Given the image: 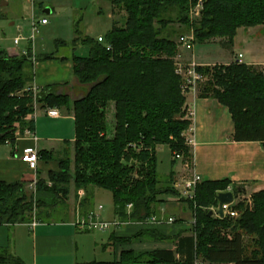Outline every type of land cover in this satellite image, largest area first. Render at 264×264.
<instances>
[{
    "label": "trees",
    "instance_id": "1",
    "mask_svg": "<svg viewBox=\"0 0 264 264\" xmlns=\"http://www.w3.org/2000/svg\"><path fill=\"white\" fill-rule=\"evenodd\" d=\"M107 1L123 15L113 20L103 42L86 35L78 19L74 21L72 53L60 56L58 44L66 42L57 40L55 51L42 57L69 58L74 84L85 90L72 99L68 93L40 88L42 94L37 97L40 107L72 111L73 157L59 161L61 170L48 174V185L37 178L35 195L26 193L23 181L0 180V224L29 222L34 202L39 208L45 196L63 197L71 181L76 190L95 187L109 191L121 221L157 216L154 207L168 195L177 194L174 153L184 160L191 158L183 136L190 126L184 108L189 91L184 89V77L175 61L178 36L192 30L195 43L226 38L232 44L238 28L264 24V0H201L200 17L192 22L189 7L198 0ZM78 47L85 54H77ZM33 64L26 56L0 51V143L7 138L15 143L16 124L21 136L33 129L32 122L25 120L33 112L32 93H17L33 81ZM195 71L207 76L199 84V95L228 108L234 140L260 141L264 147V70L234 61L197 65ZM110 103L113 126L108 128L106 108ZM161 144L172 155L170 171L164 176L157 171L155 154ZM38 152L43 160L53 156L47 150ZM229 184L228 179L203 180L196 185L193 199H187L196 221L194 237L181 238L184 247L175 249L184 259H176L175 252L167 249L127 251L119 264H194L199 257L210 264H264V188L250 194L251 206L243 202L233 205L237 217L209 215L208 207L217 204V193ZM232 190L242 193L238 186ZM36 215L38 218V211ZM5 251L7 248L0 250V261H18Z\"/></svg>",
    "mask_w": 264,
    "mask_h": 264
},
{
    "label": "crops",
    "instance_id": "2",
    "mask_svg": "<svg viewBox=\"0 0 264 264\" xmlns=\"http://www.w3.org/2000/svg\"><path fill=\"white\" fill-rule=\"evenodd\" d=\"M39 1H35V8L38 6L43 8L44 13H49L50 10L43 7L44 2ZM14 2L17 4L14 5ZM94 2L96 8L90 14L82 13L80 23L86 35L96 38L98 35H104L111 28L113 20L116 19V13L115 8L107 0H94ZM35 8L31 7L30 10L38 14ZM27 15L25 0L0 1L1 19L20 20ZM3 35L5 36L4 33ZM1 38L4 40L2 36ZM18 45L0 46V51L8 55H19ZM27 50L33 52L31 47ZM54 50H45L43 46L37 48L36 54L33 52L36 61L33 64L34 79L31 84L47 92L68 93L72 99L81 97L85 94V90L74 84L71 60L69 58H42ZM71 53L70 51L67 54ZM194 57L196 66L231 62L230 60L198 59L195 54ZM183 58L185 65L192 61L190 52L187 50L183 51ZM252 60L246 62L239 60V63L250 65ZM258 61H264V59ZM198 84L199 81L196 83L195 90L185 95L184 108L190 126L184 134L188 141H193L190 144L191 158L187 168L180 160H177L174 168V183L197 174L203 180L228 179L232 188L233 186L241 187L242 194L247 196L263 189L264 147L262 143L234 140V125L228 108L211 97L200 96ZM45 110L46 108L40 107L26 116L25 120L32 122L33 129L24 131L21 138L16 141L15 150L11 146V157L0 158V180L7 182L21 180L24 182L26 193H30L28 185L30 177L35 174L38 179L45 181L48 185L50 182L48 174L61 170L59 161L66 156L73 157L75 128L72 111L58 108L60 115L49 117L45 114ZM34 145L38 151L47 150L53 155L48 160L39 159L35 171L20 160L23 148ZM6 146L10 148L9 145ZM70 166L72 168L73 164L71 163ZM97 194L98 189L95 187L76 190L71 181L68 184L66 195L61 198H57V195H49V198L45 196L39 206V209L47 210L48 213L55 212L56 218L50 221L39 218V224L34 229L29 227L28 222L0 224V250L7 248L8 254L18 259L17 262L0 261V264H92L94 262L119 264L123 252L137 253L154 249L171 250L175 252L176 259H184V255L176 252L175 249L178 245L181 248L184 247V241L179 242L181 238L194 237V230L189 224L192 220L193 208L187 199L169 200L167 198L170 195H168L159 202L154 207L153 215L163 217L164 221L158 224L142 226L137 224L138 221H132L133 223L108 231H83L76 228L74 222L77 210L80 214L94 210ZM108 208L110 209L108 211L104 210V207L99 211L109 212L110 219H121L114 213L112 206ZM169 217H174L175 221L168 223L167 218ZM136 235L141 236L134 238ZM194 264L210 263L199 257Z\"/></svg>",
    "mask_w": 264,
    "mask_h": 264
},
{
    "label": "rangeland",
    "instance_id": "3",
    "mask_svg": "<svg viewBox=\"0 0 264 264\" xmlns=\"http://www.w3.org/2000/svg\"><path fill=\"white\" fill-rule=\"evenodd\" d=\"M35 1L38 2L39 0H25V4L28 9L27 17H23L20 20H16L14 18L11 21H5V19L0 18V46L11 47L14 44L13 43L14 39L19 35H21L22 38L20 39V44L17 46L18 50H24V49L27 50L28 48L31 47L33 48L34 54H36L37 48H42L44 46L45 50L53 51L55 49L56 41L64 40L66 42V45L58 44L59 45L58 50L61 55L69 53L71 50H73L71 41L75 36L74 21L80 19L82 13L86 12L87 14H90L91 11H93L96 8V4L94 0H41L42 2H44L43 7L50 10L49 13H44L43 8H39L38 6H36L35 8ZM16 4L17 2H14V5ZM31 7L35 8L36 12L39 14L40 17L43 14L44 16L46 15L45 17L48 20V25L45 26L41 25L38 27V32L35 34V37L32 42L28 40L32 34L31 27L29 26V20L31 17V10H30ZM115 13H116V19H118L119 16L123 15L122 11L118 8H115ZM80 27L81 30L84 32L82 23H80ZM174 27L178 29L179 24H175ZM3 33L5 34V36L3 35ZM1 36L4 38V40H1L2 39ZM177 48H178V54L175 56V61L177 63H181L182 65H185L186 62L183 58V51L186 50H184L180 45H178ZM75 51L77 54H85L86 52L85 49L80 47L76 48ZM193 53L198 56V59L203 58L208 61L230 60L231 62L236 61L235 59H237V55L241 53L242 57L239 58V60H241L242 62H246L254 59L250 61L251 62L250 65L259 70L262 69L264 70V61H258L260 59H264V24L251 26V27L248 26V27L238 28L233 44H230L226 38H213L203 43H195L193 48ZM193 53L190 52L191 59L195 58ZM215 64H220V63H215ZM206 77L207 76L201 75L199 84H202L205 81ZM199 84L198 87L200 86ZM41 94L42 92L39 91V95ZM36 105H37V109H39L40 103L36 102ZM113 111H114L113 104L110 103L106 108V122L108 128H110L111 125L113 126V119H112ZM186 118H188L187 113H186ZM184 132H183V136L185 138L186 145L189 147L191 152V145L187 143L188 140ZM6 145H7L6 143H0V158H5L7 156L11 157L12 154L11 146L9 145L10 146L9 148ZM155 154L157 158V171L160 176H164L166 173L170 171L172 164L171 163L172 155L170 153V150L168 149L167 145L161 144L156 147ZM185 160L189 162L190 158L189 159L186 158ZM33 179L34 176L30 177L28 185L31 181H33ZM97 195L98 197H96L93 211L99 214L100 220H105V221L114 220V218L110 219L109 218L110 213L106 212L110 210L108 206L113 207L110 192L103 189H98ZM247 197H248L247 195L240 193L235 204L239 202H243L245 205L251 206L252 205L251 201L249 202ZM99 205L104 207V210L106 209L107 210L104 211L103 213L102 211H98L97 207ZM59 207L61 206L59 205ZM37 211H38V218H41L43 220L50 221L51 219L56 218L55 212L48 213L47 210H43L42 208L39 209L36 206L35 214H37ZM235 211L237 212V216H238L239 215L238 211L237 210ZM8 252L9 251L7 249L5 253L7 254Z\"/></svg>",
    "mask_w": 264,
    "mask_h": 264
},
{
    "label": "built area",
    "instance_id": "4",
    "mask_svg": "<svg viewBox=\"0 0 264 264\" xmlns=\"http://www.w3.org/2000/svg\"><path fill=\"white\" fill-rule=\"evenodd\" d=\"M201 9H202V1L201 0H198L195 4H193L189 7L188 17H189V20L191 22L200 16ZM47 23H48V20L45 16L40 17L39 15H37L34 12V10H32L31 11V17L29 20V26L31 27L32 34L28 40L32 42L34 37H35V34L38 32V27L41 25H45ZM21 38H22L21 35L16 37L14 39V44L18 45ZM96 38L99 42L104 41V38L102 35H98ZM177 43L184 50H187V51H190L193 53V48H194V44H195V36H194L193 31L190 30L186 33L179 35L177 38ZM106 47L109 48L110 45L106 44ZM19 55L26 56L32 62L36 61V58H35L33 52L28 51L26 49L20 50ZM241 57H242V54L239 53L237 55L236 62H239V58H241ZM195 66H196V63L194 62V58H192L191 63L187 65L185 70H184L182 64L178 63L177 71L180 72L184 77V82H185L184 83V89H186V92L192 91V90L194 91L195 87H196V83L198 81H200V79H201V75L195 71ZM22 92L32 93L33 110L35 111L37 109L36 102H37V97L39 96V88L36 85L29 83L24 87V89L17 91V93H22ZM45 114L49 117H58L60 115V111L56 107L46 108ZM15 127H16L15 132H14L15 143H12L10 138H7L4 141V143H6L7 145L12 146V148H14V150L16 149V141L21 138L19 126L16 125ZM33 138L37 139V137H35V136H33ZM187 143L190 145L193 143V141L189 140ZM174 157L177 160H180L186 168L188 167L189 162H187V160H184L183 156L181 154L174 153ZM39 159H40V155H39V152H38L35 145L23 148V150L20 154V160L22 162H24L30 169H32L34 171L37 168V164H38ZM201 181H203L202 177L200 175L194 174L190 178H184V179L180 180V182H178V183L175 182L174 188L177 191V194L170 195L167 199H169V200L193 199L195 187ZM36 183H37V177L34 174L33 181H31L29 183V189L33 195H35V193H36ZM227 190L232 191V187L230 185H228L224 191H227ZM239 195H240L239 193L236 194L232 203L223 205V217H225V216H231V217L237 216V212L233 209L232 205L235 204ZM247 199L249 202L251 201L250 196H248ZM101 208H102V206L99 205L97 207V210L99 211V210H101ZM126 208H127V210H129L131 208V204L126 205ZM208 210L213 211L212 215L214 217L223 218V217H220L216 213L217 204L215 206L208 207ZM35 211H36V204L34 202L33 209L31 212L32 213L31 220L28 222V225L31 229H34L35 226L39 224V219L37 218ZM163 221H164L163 217L159 218L157 216H151L148 219L138 221L137 224L142 225V226H148V225H152V224H158V223L163 222ZM174 221H175L174 217L167 218L168 223H173ZM195 221H196L195 220V213L193 211L192 220L189 223L190 226L192 227V229H194ZM129 223H133V222L132 221H120L118 219L111 220V221L100 220L99 214L95 213L93 210L89 211L85 215H81L79 213V211L77 210L76 218H75V222H74L76 228L83 230V231H86V230L87 231H108V230H112V229H118L124 225H128ZM228 237H229V235H228Z\"/></svg>",
    "mask_w": 264,
    "mask_h": 264
},
{
    "label": "water",
    "instance_id": "5",
    "mask_svg": "<svg viewBox=\"0 0 264 264\" xmlns=\"http://www.w3.org/2000/svg\"><path fill=\"white\" fill-rule=\"evenodd\" d=\"M48 10V9H47ZM46 11V10H45ZM235 191L227 190V191H219L216 195V201H217V210L216 213L223 217V205L230 204L233 202L234 197L236 196ZM213 211L209 210V215H212Z\"/></svg>",
    "mask_w": 264,
    "mask_h": 264
}]
</instances>
